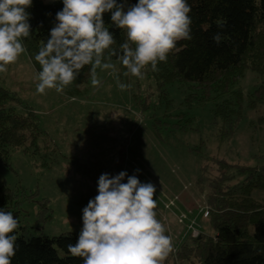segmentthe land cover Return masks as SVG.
Wrapping results in <instances>:
<instances>
[{"label":"rangeland","instance_id":"1","mask_svg":"<svg viewBox=\"0 0 264 264\" xmlns=\"http://www.w3.org/2000/svg\"><path fill=\"white\" fill-rule=\"evenodd\" d=\"M125 72L116 64L114 74L99 69L98 87L89 82L74 92L71 84L63 93L47 90L44 95L36 92L37 73L25 52L7 72L0 73V89L32 109L47 135V150L39 140L38 154L12 150L8 166L0 165L1 187L36 196L34 203L21 205L18 219L31 237L79 234L84 202L98 194L101 174L114 177L126 172L122 183L136 175L141 183L156 187L154 211L175 250L188 236L189 223L179 224L178 219L186 215L199 227L205 224L202 207H207L201 204L203 196L194 185L203 158L215 157L247 168L264 164V127L257 124L264 110L248 113L233 137L220 144L211 120L212 104L188 107L185 84L160 87L152 76L144 74L138 79ZM117 80L131 87L121 91ZM258 83L257 76L247 72L239 88L246 96ZM182 114L195 120L198 131L194 127L183 132L170 130ZM196 147H200L202 159L196 152L189 153ZM44 163L52 165L43 167ZM205 165L204 176L210 178L214 167ZM254 198L264 200V194H254ZM42 202L51 218L45 223L40 221L46 216Z\"/></svg>","mask_w":264,"mask_h":264},{"label":"trees","instance_id":"2","mask_svg":"<svg viewBox=\"0 0 264 264\" xmlns=\"http://www.w3.org/2000/svg\"><path fill=\"white\" fill-rule=\"evenodd\" d=\"M121 2L117 0V3ZM187 2L191 7L192 38L177 42L167 60L158 63L157 71H152L150 66L143 71L152 76L160 87L185 84L188 107L212 104L211 120L221 144L233 137L248 113L264 110V0ZM136 3L138 0H127L128 6ZM62 8V0L50 4L45 0H32V6L27 9L31 35L22 43L37 74L41 69L35 55L42 43L49 39L56 14ZM103 20L116 40L112 48L119 51L120 44L126 39L125 33L112 24L111 13H105ZM216 33L223 37L219 45L212 39ZM111 61L116 63V57H111ZM116 64L120 70H126ZM247 72L256 75L259 83L245 96L239 85ZM88 73L89 66L81 70L72 83L74 92L89 84ZM176 120L178 122L171 125L170 130L183 132L194 127V131H198L195 120L187 115H179ZM257 124L264 127V113L257 119ZM39 140L47 150V135L41 130L34 111L13 94L0 89V165L8 166L12 150L38 154ZM52 151L55 153L54 149ZM195 152L202 159L200 147L189 150V153ZM202 161L204 163L194 185L203 196L201 204L207 207V216L201 215L205 224L201 227L195 224L198 237H192L187 231L186 239L163 264H264V200L254 198V194H264V164L247 168L215 157L203 158ZM207 163L214 167L210 178L204 176ZM51 165L44 163L42 166ZM35 197L0 186V209L19 219L21 205L34 203ZM90 200L92 198L86 199L85 207ZM40 205L46 214L40 221L45 223L51 218L46 203ZM12 235L16 236L12 264H83L82 259L72 257L66 247L70 243L75 244L79 234L31 237L19 222Z\"/></svg>","mask_w":264,"mask_h":264},{"label":"clouds","instance_id":"3","mask_svg":"<svg viewBox=\"0 0 264 264\" xmlns=\"http://www.w3.org/2000/svg\"><path fill=\"white\" fill-rule=\"evenodd\" d=\"M62 3L49 39L35 55L41 69L36 76L39 95L47 90L63 93L86 66L93 88L101 83L97 70L114 74L116 63L126 69L125 75L143 79L145 68L157 71L177 42L192 38L187 0H138L131 6L127 0ZM31 6L32 0H0V73L7 72L26 51L22 41L31 35L27 11ZM105 13H111L112 24L125 33L119 51L112 48L116 40L104 24ZM212 39L219 45L223 37L216 33ZM113 56L116 63L111 61ZM117 87L125 91L131 85L117 80ZM126 176V172L114 177L101 174L98 194L83 209L77 242L66 245L68 253L83 264H163L173 251L172 238L154 211L156 187L141 183L136 175L122 183ZM18 225L11 212L0 209V264H12L16 250L12 233Z\"/></svg>","mask_w":264,"mask_h":264},{"label":"built area","instance_id":"4","mask_svg":"<svg viewBox=\"0 0 264 264\" xmlns=\"http://www.w3.org/2000/svg\"><path fill=\"white\" fill-rule=\"evenodd\" d=\"M169 206L173 207V203L170 202ZM202 211H203V217L205 218L207 216V214H208L207 213V209L206 208H202ZM191 220H192V218H191ZM178 222H179V224H184V222L186 223V222H189V221L187 220L186 215H185V216H182V218L178 219ZM187 229H188V231H190V234H191L192 237H194V238L198 237V231L196 230V226H195L193 221L189 222V224L187 225Z\"/></svg>","mask_w":264,"mask_h":264}]
</instances>
